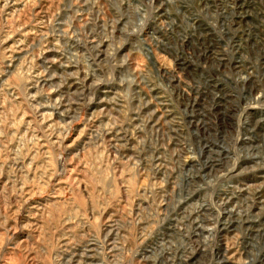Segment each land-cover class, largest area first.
<instances>
[{"label": "rangeland", "instance_id": "374dc122", "mask_svg": "<svg viewBox=\"0 0 264 264\" xmlns=\"http://www.w3.org/2000/svg\"><path fill=\"white\" fill-rule=\"evenodd\" d=\"M215 1L0 0V264H264V0Z\"/></svg>", "mask_w": 264, "mask_h": 264}, {"label": "bare ground", "instance_id": "6f19581e", "mask_svg": "<svg viewBox=\"0 0 264 264\" xmlns=\"http://www.w3.org/2000/svg\"><path fill=\"white\" fill-rule=\"evenodd\" d=\"M201 5H203L204 7H206L207 8V10L210 12V9L211 10H213V11H216V3H220V2H217V1H215V0H212L211 2L210 1H208V0H197ZM220 1H222V0H220ZM241 1H245V0H241ZM187 6V5H186ZM203 7V8H204ZM209 7H214L213 9L212 8H209ZM240 7L242 8V5H240ZM162 16L163 15H165V14H161ZM232 15V14H231ZM221 17H223L224 18V20L226 21V17H227V15H225V14H222V16ZM239 17H244V16H239ZM223 20V21H224ZM261 20H262V15H261ZM230 22H234V20H228V23L227 22H224L226 25H228L229 26V31L231 30V25H230ZM225 24H224V26H225ZM199 29H200V32H202V28H200V27H198ZM199 32V31H198ZM231 32H233V30H231ZM262 32L264 33V30H262ZM255 34V33H254ZM251 31H249L248 32V37L250 38V39H252L254 42V44L253 45H256L259 49H264V45H263V42H262V40H260V38H259V36H257L256 34L254 35ZM236 37V36H235ZM259 38V39H258ZM239 43H240V41H239ZM238 43L236 42V43H234V48H235V55L238 53H240V45L238 44ZM239 51V52H238ZM218 61H221L220 62V64H222V62H223V59H219ZM237 63L235 64V69H237L238 70V72H240V71H243V67H241V64H240V60H237L236 61ZM225 96V95H224ZM205 149H206V147H205ZM207 150V149H206ZM212 162V160L211 161H205L204 162V166H206V168H208V167H212L213 165H214V163H211ZM209 168V169H210ZM229 201V200H228ZM230 215H232L233 217L235 216L236 217V214H234L233 212L232 213H230ZM236 219H237V217H236ZM230 223L232 224L233 223V221H229V225H230ZM226 225H228L227 223H225ZM230 257V256H229Z\"/></svg>", "mask_w": 264, "mask_h": 264}]
</instances>
